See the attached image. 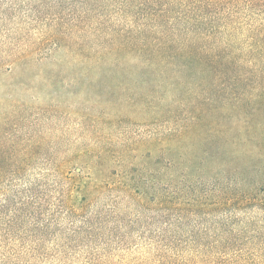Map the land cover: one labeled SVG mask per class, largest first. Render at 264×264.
Segmentation results:
<instances>
[{
    "label": "trees",
    "instance_id": "obj_1",
    "mask_svg": "<svg viewBox=\"0 0 264 264\" xmlns=\"http://www.w3.org/2000/svg\"><path fill=\"white\" fill-rule=\"evenodd\" d=\"M32 2L69 5L66 30L49 36L53 45L68 42L70 50L95 62L107 55L135 57L158 78V89L177 93L168 105H161L164 97L149 96L157 89L145 95L146 105L162 108L172 124L165 140L197 138L222 147L213 160L203 150L197 166L168 163L153 182L116 181L94 190L95 199H112L102 208L115 207L121 195L138 214H158V234L148 237L138 264H264V0L12 4ZM88 41L93 45L86 48ZM231 160L238 166L225 169ZM210 164L218 171L210 172ZM94 191L70 196L69 206L48 202L41 209L46 222L28 203L11 209V198L0 200V264H114L102 253H108L104 231L111 217L102 208L90 210ZM41 239L55 247L33 245Z\"/></svg>",
    "mask_w": 264,
    "mask_h": 264
},
{
    "label": "rangeland",
    "instance_id": "obj_2",
    "mask_svg": "<svg viewBox=\"0 0 264 264\" xmlns=\"http://www.w3.org/2000/svg\"><path fill=\"white\" fill-rule=\"evenodd\" d=\"M20 1L0 0V200L11 198V209L25 202L38 208L44 220L41 209L48 202L69 206L71 198L116 181L153 182L168 163L197 166L203 150L211 160L218 157V141L165 140L172 124L162 108L146 105L145 95L157 89L158 94L149 96L164 97L161 105H168L177 93L165 92L167 86L158 89V78L135 57L107 55L95 62L70 50L68 42L53 45L49 36L66 30L69 5L12 4ZM87 43L86 48L93 45ZM237 164L231 160L225 169ZM209 170L218 171L213 164ZM91 195L95 199L96 191ZM111 200L101 195L90 210ZM115 200V207L102 208L111 217L104 231L110 241L103 258L107 261L110 255L114 264H138L149 247L148 237L156 239L158 214H138L125 196ZM113 209L123 212L109 211ZM93 240L103 244L100 238ZM33 245L55 247L44 239Z\"/></svg>",
    "mask_w": 264,
    "mask_h": 264
}]
</instances>
